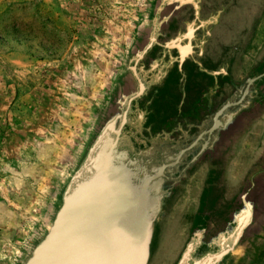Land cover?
I'll use <instances>...</instances> for the list:
<instances>
[{"label": "flooded vegetation", "instance_id": "obj_1", "mask_svg": "<svg viewBox=\"0 0 264 264\" xmlns=\"http://www.w3.org/2000/svg\"><path fill=\"white\" fill-rule=\"evenodd\" d=\"M234 3L154 0L88 148L60 193L53 220L108 164L124 171L139 192L146 188L155 232L166 203L182 193L175 187L183 172L193 170L204 178L202 211L193 217L188 239L178 218L164 220L155 258L161 264L259 260L264 251V44L254 53L250 76L240 74L238 44L225 49L212 34ZM163 247H172L169 257Z\"/></svg>", "mask_w": 264, "mask_h": 264}, {"label": "rangeland", "instance_id": "obj_2", "mask_svg": "<svg viewBox=\"0 0 264 264\" xmlns=\"http://www.w3.org/2000/svg\"><path fill=\"white\" fill-rule=\"evenodd\" d=\"M153 3L0 0V264H26L46 237L60 193L88 148ZM261 4L247 9L243 3L239 13L227 14L221 28L230 44L246 41L261 15L264 19ZM182 175L175 187L182 193L166 203L153 230L150 264H161L154 244L163 223L178 218L188 239L192 219L202 211L204 178L193 170ZM171 248L163 247L168 257ZM240 261L235 257L227 264ZM254 264H264V251Z\"/></svg>", "mask_w": 264, "mask_h": 264}, {"label": "water", "instance_id": "obj_3", "mask_svg": "<svg viewBox=\"0 0 264 264\" xmlns=\"http://www.w3.org/2000/svg\"><path fill=\"white\" fill-rule=\"evenodd\" d=\"M148 195L106 164L66 200L26 264H149L154 222Z\"/></svg>", "mask_w": 264, "mask_h": 264}, {"label": "crops", "instance_id": "obj_4", "mask_svg": "<svg viewBox=\"0 0 264 264\" xmlns=\"http://www.w3.org/2000/svg\"><path fill=\"white\" fill-rule=\"evenodd\" d=\"M259 0H235V3L232 5V7L230 6V8L226 7L225 9V14L226 16L223 18V20H225L227 18V14L234 10L233 12L239 13V9L240 6L243 5V3L245 4L243 7L244 8H251L254 6L255 2L257 3ZM264 0H261V14L264 13V4H263ZM247 12V10L244 11V13ZM249 13H247L246 15H248ZM233 18V17H232ZM262 15L260 16V21H258V24L255 26V28L253 29V31L249 34L248 33V38L246 37V41H240V45H238V49L237 52L235 54V60L238 62L239 65V69H240V74H242L244 76V74H248L250 75L251 73V68H252V61H253V56L255 51H257L256 49H258L259 45H263L264 44V19L262 18ZM222 20V23H223ZM222 23L220 25H222ZM228 27H230V25H228ZM226 30L223 31V27L221 28V26L218 28L217 30L213 31V37L217 38L216 41L218 40H222L224 41L225 44V49L227 48V44H230V42H228L227 37L225 36L226 34ZM214 38V39H215ZM231 45V44H230ZM249 63V66L247 67L246 71L245 68H243L244 66H246Z\"/></svg>", "mask_w": 264, "mask_h": 264}]
</instances>
